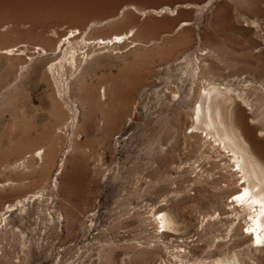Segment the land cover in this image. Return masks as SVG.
<instances>
[{"label": "rangeland", "instance_id": "374dc122", "mask_svg": "<svg viewBox=\"0 0 264 264\" xmlns=\"http://www.w3.org/2000/svg\"><path fill=\"white\" fill-rule=\"evenodd\" d=\"M263 21L264 0H0V264H264L191 127L208 81L264 97Z\"/></svg>", "mask_w": 264, "mask_h": 264}, {"label": "bare ground", "instance_id": "6f19581e", "mask_svg": "<svg viewBox=\"0 0 264 264\" xmlns=\"http://www.w3.org/2000/svg\"><path fill=\"white\" fill-rule=\"evenodd\" d=\"M252 22L254 23V21ZM184 23L181 22V24ZM262 23L264 24V21ZM262 35L264 37V31ZM74 36L75 34L70 37ZM120 37L123 36H113L117 40ZM113 38L100 39L110 41L112 44L117 43ZM107 89L105 84L99 86L100 99H106ZM246 94L247 96L241 90L231 87L227 83L208 81L195 97L191 127L193 130L204 132L205 136L225 152L233 167L235 166L232 172L239 174L242 183L239 191L233 194L234 198L231 202H236L235 206H242L249 213L250 223L243 234L249 236L251 245L257 248L264 243V139L256 136L257 133H254L252 124L246 123L248 122L246 116L249 110L251 119L258 123L257 127L260 131H257L264 134V109L262 108L264 97H259L260 93L258 96H252L253 94L248 92ZM239 101L249 107L246 113ZM13 205L9 204L8 207ZM159 222L162 224V231L165 227L171 226L170 217H165L163 214L160 215ZM217 262L222 264L220 260Z\"/></svg>", "mask_w": 264, "mask_h": 264}]
</instances>
